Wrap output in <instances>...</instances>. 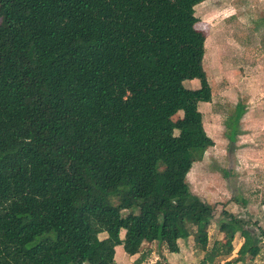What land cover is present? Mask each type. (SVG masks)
Returning <instances> with one entry per match:
<instances>
[{
	"label": "trees",
	"instance_id": "1",
	"mask_svg": "<svg viewBox=\"0 0 264 264\" xmlns=\"http://www.w3.org/2000/svg\"><path fill=\"white\" fill-rule=\"evenodd\" d=\"M201 1L0 0V264H115L117 244L175 253L189 237L200 264L259 254L264 231L225 210L208 243L213 208L186 180L213 144ZM236 232L250 241L229 257Z\"/></svg>",
	"mask_w": 264,
	"mask_h": 264
},
{
	"label": "rangeland",
	"instance_id": "2",
	"mask_svg": "<svg viewBox=\"0 0 264 264\" xmlns=\"http://www.w3.org/2000/svg\"><path fill=\"white\" fill-rule=\"evenodd\" d=\"M194 15L197 18L194 27L204 37L201 66L211 93V99L198 102L197 109L213 144L192 164L186 180L189 190L213 208L211 219L204 221L211 244L222 238L217 226L223 210L241 216L253 229L257 226L264 231V166L259 152L261 135H264V0H203L194 6ZM182 84L189 89L199 86L196 78L183 80ZM236 104L242 113L236 125L230 124L228 130L224 122L234 113ZM181 114L177 110L172 118ZM230 132L233 140L228 139ZM161 168L159 162L157 169ZM110 201L114 206L117 204L114 198ZM122 237L123 230H120L118 238ZM249 241L246 233L236 232L228 241L229 257L235 256ZM158 244L141 246L142 264H152L155 257H163L165 248ZM180 245L179 252L170 261L199 264L202 252L196 249L191 238ZM261 245L259 254L249 264L264 263V243ZM120 255L126 254L117 244L115 264H131L130 260L124 262ZM221 262L218 258L213 264Z\"/></svg>",
	"mask_w": 264,
	"mask_h": 264
},
{
	"label": "crops",
	"instance_id": "3",
	"mask_svg": "<svg viewBox=\"0 0 264 264\" xmlns=\"http://www.w3.org/2000/svg\"><path fill=\"white\" fill-rule=\"evenodd\" d=\"M211 99V98H210ZM261 121V120H260ZM203 128H204V126H203ZM205 130V129H204ZM263 131V130H262ZM206 132V131H205ZM207 134V133H206ZM213 140V139H212ZM261 144V146H260V148H259V152H260V154L263 156V159H262V164H263V166H264V135L262 134L261 135V142H260ZM263 171H264V168L262 169ZM152 242H155V243H160V242H158V241H152ZM151 243V242H150ZM121 246V245H120ZM149 246H151L150 244H149ZM158 246H160V247H163L164 248V246L162 245V243H160V244H158ZM180 247H181V245L179 246V249H178V251L177 252H175V253H178L179 252V250H180ZM141 252V251H140ZM175 253H173V252H167V251H163L161 254H162V256L167 260V261H169L170 263H172L171 261H170V258H171V256L173 255V254H175ZM126 254V253H125ZM125 256H127V257H125ZM201 256H202V254L200 255V258H201ZM120 257H121V259L122 260H124V262H128V260H130V262H131V264H142V261H143V258H141L140 259V261H136V259H137V257H138V254H133V255H120ZM156 259H157V257H155ZM155 259V260H156ZM154 263V262H153ZM152 263V264H153ZM200 263H202L201 261L199 262V264ZM172 264H174V263H172ZM204 264H206V263H204Z\"/></svg>",
	"mask_w": 264,
	"mask_h": 264
}]
</instances>
